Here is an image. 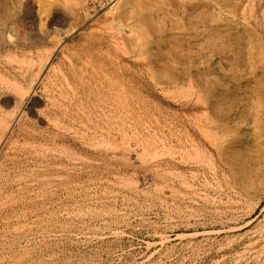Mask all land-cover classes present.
Listing matches in <instances>:
<instances>
[{"label":"rangeland","instance_id":"rangeland-1","mask_svg":"<svg viewBox=\"0 0 264 264\" xmlns=\"http://www.w3.org/2000/svg\"><path fill=\"white\" fill-rule=\"evenodd\" d=\"M0 264H264V0H0Z\"/></svg>","mask_w":264,"mask_h":264},{"label":"bare ground","instance_id":"bare-ground-1","mask_svg":"<svg viewBox=\"0 0 264 264\" xmlns=\"http://www.w3.org/2000/svg\"><path fill=\"white\" fill-rule=\"evenodd\" d=\"M117 1H119V0H117ZM83 73V72H82ZM85 73V72H84Z\"/></svg>","mask_w":264,"mask_h":264}]
</instances>
